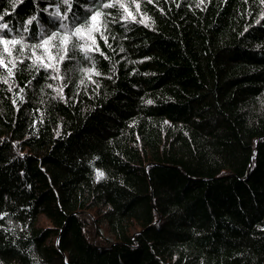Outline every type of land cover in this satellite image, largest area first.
I'll return each instance as SVG.
<instances>
[{
    "label": "trees",
    "instance_id": "obj_1",
    "mask_svg": "<svg viewBox=\"0 0 264 264\" xmlns=\"http://www.w3.org/2000/svg\"><path fill=\"white\" fill-rule=\"evenodd\" d=\"M70 3L0 0V264H264V3Z\"/></svg>",
    "mask_w": 264,
    "mask_h": 264
},
{
    "label": "snow or ice",
    "instance_id": "obj_2",
    "mask_svg": "<svg viewBox=\"0 0 264 264\" xmlns=\"http://www.w3.org/2000/svg\"><path fill=\"white\" fill-rule=\"evenodd\" d=\"M64 2L69 5V10H71L70 0H64ZM148 2L151 3L152 0H148ZM261 2L264 3V0H261ZM115 3H119V0H115ZM115 3H107V4H104L103 7L104 8H112V7L115 6ZM201 3H203V0H201ZM13 7H15V5H13ZM120 7L123 8L125 12H128V15L129 16H132V13L128 11V8L123 3H120ZM139 7H140L139 4H137L136 5L137 10H139ZM101 15H102L101 12H96L91 17V20L92 21H96ZM132 18L135 19V17H132ZM0 19H3V17H0ZM35 19H36V17H32V19L28 20L27 23L28 24H32L33 20H35ZM261 19H264V16H262ZM140 22L143 23L144 21L142 20ZM257 23H260V20H257ZM0 28L7 29L8 28V25L7 24H2V25H0ZM8 30L11 31V29H8ZM25 31H27V29H25ZM91 31H92V29L90 28L89 29V33ZM82 33H83V29L81 27H76L74 31H72L70 34H65L63 37H60V34H58V33H53L47 39H44L42 41V44H37L34 47H36V48H39V47H42V46L47 47L48 45L51 44V41L52 40L60 39V45H52V46L58 48L57 56L59 57V61H63L66 58H69V56H68V52H69L68 45L69 44L72 45V48L73 49L79 47L81 50H83L85 52H87L88 50H90V49H86L83 44H79L78 45V44L74 43L73 40H72V37H76L77 39H82L83 38ZM91 39H92L93 44H95L96 43L95 37H91ZM0 43H3L5 46H7L9 43H11V44L14 45V44H17V43H21V41L15 40V39L9 41L7 39H3L2 37H0ZM4 50L7 52L8 51V48L5 47ZM97 50H98V45H97ZM60 53H63V54H60ZM52 58L53 59H56V57H52ZM37 59H40V58L37 57ZM2 64H3V61L0 60V65H2ZM43 66L44 67H51V65H48V64H44ZM9 74L11 75V69H9ZM96 75H100V73L97 72ZM60 91L62 92V89ZM151 102L152 101H150V100L147 101V103H151ZM103 177H104V173L102 171H98L97 172V179H101Z\"/></svg>",
    "mask_w": 264,
    "mask_h": 264
},
{
    "label": "rangeland",
    "instance_id": "obj_3",
    "mask_svg": "<svg viewBox=\"0 0 264 264\" xmlns=\"http://www.w3.org/2000/svg\"><path fill=\"white\" fill-rule=\"evenodd\" d=\"M90 28L92 29V31L89 33ZM99 32H100V29H99V20L98 19L96 21H92V23L88 29L83 30L82 35H83V38L85 39V41L87 42V45L85 46L86 49H90L93 47V42H92L91 37H95V35ZM7 48H8V45H7Z\"/></svg>",
    "mask_w": 264,
    "mask_h": 264
},
{
    "label": "bare ground",
    "instance_id": "obj_4",
    "mask_svg": "<svg viewBox=\"0 0 264 264\" xmlns=\"http://www.w3.org/2000/svg\"><path fill=\"white\" fill-rule=\"evenodd\" d=\"M109 234V233H108Z\"/></svg>",
    "mask_w": 264,
    "mask_h": 264
}]
</instances>
